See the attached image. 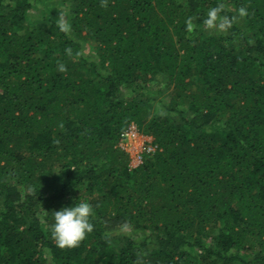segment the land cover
<instances>
[{
    "label": "trees",
    "instance_id": "16d2710c",
    "mask_svg": "<svg viewBox=\"0 0 264 264\" xmlns=\"http://www.w3.org/2000/svg\"><path fill=\"white\" fill-rule=\"evenodd\" d=\"M0 264H264V0H0Z\"/></svg>",
    "mask_w": 264,
    "mask_h": 264
},
{
    "label": "clouds",
    "instance_id": "9594fccd",
    "mask_svg": "<svg viewBox=\"0 0 264 264\" xmlns=\"http://www.w3.org/2000/svg\"><path fill=\"white\" fill-rule=\"evenodd\" d=\"M219 7L212 8L207 13L204 24L207 28H212L220 19ZM241 15L245 10H240ZM226 19V18H224ZM223 22V21H222ZM60 31L69 33L71 25L67 23L61 15L57 21ZM189 30L192 24L188 22ZM61 71L64 68L61 66ZM53 223L50 226L51 236L59 248H75L94 230L93 217L95 215L94 205L88 201L73 202L69 206L62 207L60 210L53 211Z\"/></svg>",
    "mask_w": 264,
    "mask_h": 264
},
{
    "label": "built area",
    "instance_id": "2783aa9c",
    "mask_svg": "<svg viewBox=\"0 0 264 264\" xmlns=\"http://www.w3.org/2000/svg\"><path fill=\"white\" fill-rule=\"evenodd\" d=\"M141 133L139 129L135 125H131L121 136V140L119 141V147L123 149V151L129 152L130 150H134V157L137 160V164L135 167L130 168V170H134L143 165L145 158L147 156H151L155 153V149L152 147V144L145 145L141 140ZM142 142V143H140ZM140 143V144H139Z\"/></svg>",
    "mask_w": 264,
    "mask_h": 264
},
{
    "label": "rangeland",
    "instance_id": "374dc122",
    "mask_svg": "<svg viewBox=\"0 0 264 264\" xmlns=\"http://www.w3.org/2000/svg\"><path fill=\"white\" fill-rule=\"evenodd\" d=\"M37 14V13H36ZM41 17H38L37 15L35 16V20H39ZM33 25H35V24H32L31 26H33ZM141 133V140H142V142H144L145 143V145L147 146V145H149L150 143L152 144V147L157 151V145H156V143H155V141H154V138L152 137V136H149V135H146V134H144V133H142V132H140ZM142 142H140V143H142ZM139 143V144H140ZM120 150L124 153V154H126L127 155V157H128V167H130V168H133V167H135V164H137V160L135 159V157L133 156L134 155V150H130L129 152H127V151H123V149L122 148H120ZM155 151V152H156Z\"/></svg>",
    "mask_w": 264,
    "mask_h": 264
}]
</instances>
